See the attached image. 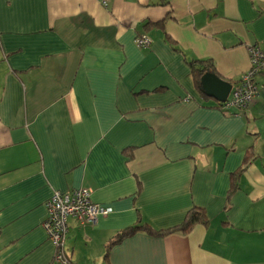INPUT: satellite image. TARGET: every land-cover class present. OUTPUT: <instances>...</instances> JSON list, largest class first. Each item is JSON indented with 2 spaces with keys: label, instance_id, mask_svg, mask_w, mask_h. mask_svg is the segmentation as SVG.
Here are the masks:
<instances>
[{
  "label": "crops",
  "instance_id": "crops-1",
  "mask_svg": "<svg viewBox=\"0 0 264 264\" xmlns=\"http://www.w3.org/2000/svg\"><path fill=\"white\" fill-rule=\"evenodd\" d=\"M101 1L0 0V264H56L43 203L76 188L112 212L67 219L71 264H104L120 230H165L192 206L207 226L138 231L107 263L264 264V71L256 98L229 115L188 66L209 59L236 84L264 41V0Z\"/></svg>",
  "mask_w": 264,
  "mask_h": 264
},
{
  "label": "built area",
  "instance_id": "built-area-1",
  "mask_svg": "<svg viewBox=\"0 0 264 264\" xmlns=\"http://www.w3.org/2000/svg\"><path fill=\"white\" fill-rule=\"evenodd\" d=\"M101 2L103 5L107 4L106 0ZM136 43L139 46L148 45L150 39L146 35H140L136 37ZM248 51L250 67L242 76V80L232 85L231 92L224 102L225 109L246 106L259 93V86L254 76L264 71V41L260 45H250ZM43 205L46 213L41 226L54 249L53 262L56 264H71L64 250L69 217L76 218L81 223L93 224L98 216L112 212L110 207L93 202L90 191L86 188H76L65 192L53 190Z\"/></svg>",
  "mask_w": 264,
  "mask_h": 264
},
{
  "label": "trees",
  "instance_id": "trees-1",
  "mask_svg": "<svg viewBox=\"0 0 264 264\" xmlns=\"http://www.w3.org/2000/svg\"><path fill=\"white\" fill-rule=\"evenodd\" d=\"M156 23H159V24H156ZM156 23H155V25H159V26H162V24H163L162 21H158ZM188 66L190 67V71H191V74L193 77L194 86H195V89L198 91V93L204 99L213 100L215 103V105H213V106L215 108L222 110L225 114H229V115L230 114H232V115L241 114V113H243L245 108L251 103L250 102L246 106H241V107L239 106V107H233V108H228V109L226 108L225 109L224 103L217 102L213 98L207 97L206 95L203 94V92L201 90L200 78H201L203 73L211 72V73L215 74L216 76H219L216 72L215 65H214L213 61H211L209 59L195 60V61H191L190 63H188ZM242 76H240V78H237V79H232V82L239 83L240 80H242L241 79ZM251 151H252L251 148H247V150L245 151V154H244L243 161H242V166L240 168H237L234 172L231 173V182H230V188L228 189L227 194H226L227 197L232 196L234 188H236L238 185L239 177L245 169V165L248 163V161L250 159H252L253 155H252ZM124 153H126V155L129 158H131V149L130 150H124ZM208 223H209V218L207 217L205 209L198 207V206H192L188 210L184 220L180 224H178L174 227L165 229V230H155L148 225H133V226L125 227L124 229H122L118 233H116L107 242V244L105 246V251H104V254L102 257L103 262H104V264H108L107 262H108L109 251L115 244L119 243L122 239H124L126 237L132 236L133 234H135L138 231H145L149 234H153L156 236H163V235H166V234H168L170 232H174V231L189 232L197 224L207 226ZM65 242H66V240H65Z\"/></svg>",
  "mask_w": 264,
  "mask_h": 264
},
{
  "label": "water",
  "instance_id": "water-1",
  "mask_svg": "<svg viewBox=\"0 0 264 264\" xmlns=\"http://www.w3.org/2000/svg\"><path fill=\"white\" fill-rule=\"evenodd\" d=\"M200 86L204 95L217 102L224 103L232 89V84L211 72H205L200 78Z\"/></svg>",
  "mask_w": 264,
  "mask_h": 264
}]
</instances>
